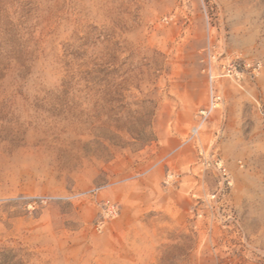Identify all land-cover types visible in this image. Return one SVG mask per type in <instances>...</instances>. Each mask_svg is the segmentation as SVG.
Returning a JSON list of instances; mask_svg holds the SVG:
<instances>
[{
	"label": "rangeland",
	"instance_id": "rangeland-1",
	"mask_svg": "<svg viewBox=\"0 0 264 264\" xmlns=\"http://www.w3.org/2000/svg\"><path fill=\"white\" fill-rule=\"evenodd\" d=\"M224 263L264 264V0H0V264Z\"/></svg>",
	"mask_w": 264,
	"mask_h": 264
},
{
	"label": "built area",
	"instance_id": "built-area-1",
	"mask_svg": "<svg viewBox=\"0 0 264 264\" xmlns=\"http://www.w3.org/2000/svg\"><path fill=\"white\" fill-rule=\"evenodd\" d=\"M226 72L228 73V74H230V75H235L236 73H234L230 68H227V70H226ZM220 102V97L218 96V95H211V98H210V102H209V106H208V108L207 109H203V110H200L199 111V118L203 121V120H205L206 119V117H207V115L209 114V112H210V110L211 109H213V108H215L217 105H218V103ZM198 133V128H193L192 129V134L193 135H196ZM218 167V170L221 172V174L223 175V176H225L226 175V172H225V169L223 168V167H221V165H217ZM107 212L111 215V214H113L114 213V207L112 206V205H109L108 207H107ZM237 226V225H236ZM237 230H239L238 229V227H237ZM239 232V231H238ZM240 233H241V237L243 238L242 239V242H244V235H243V233L240 231ZM224 264H230V263H224Z\"/></svg>",
	"mask_w": 264,
	"mask_h": 264
}]
</instances>
